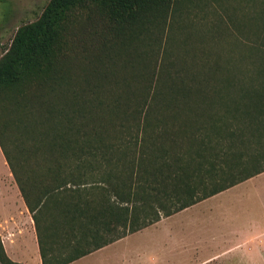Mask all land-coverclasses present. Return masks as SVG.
<instances>
[{"label": "rangeland", "instance_id": "rangeland-1", "mask_svg": "<svg viewBox=\"0 0 264 264\" xmlns=\"http://www.w3.org/2000/svg\"><path fill=\"white\" fill-rule=\"evenodd\" d=\"M47 1L0 0V55L17 26L34 20ZM169 11L164 22L153 20L128 39L108 30L96 7L74 10L54 85L37 84L21 101L0 106L1 139L29 197L36 191L31 180L42 182L46 163L70 161L54 152V142L58 135L76 140L77 122L66 116H75L83 101L90 132L117 143L132 126L124 114L155 91L161 98L174 92L195 98L162 110L180 130L179 147L251 128L250 121L263 127L264 113L255 108L264 102V0H173ZM247 134L250 141L237 143V150L264 146V135ZM1 156L0 177L6 172ZM31 222L0 219V241L13 261L40 264ZM256 227H264V173L73 264H264V233H247Z\"/></svg>", "mask_w": 264, "mask_h": 264}, {"label": "trees", "instance_id": "trees-1", "mask_svg": "<svg viewBox=\"0 0 264 264\" xmlns=\"http://www.w3.org/2000/svg\"><path fill=\"white\" fill-rule=\"evenodd\" d=\"M172 2L48 0L34 20L17 26L0 55V106L21 101L37 84L54 85L60 43L74 10L96 7L108 30L130 39L147 31L151 21L164 22ZM186 93L161 98L155 91L139 99L124 114L132 126H125L130 127L126 140L118 143L90 132V106L83 101L75 116H66L67 122H77L76 140L70 144L58 135L60 142H54V152L70 161L54 158L46 163L42 182L31 180L32 192L36 189L32 197L0 133V151L31 215L41 264L71 262L264 171V146L237 150L250 141L248 132L264 135L260 121H250L253 129L247 125L213 140L205 136L185 148L177 146L182 144L175 138L180 130L166 123L162 110L195 99ZM255 109L263 114L264 102ZM0 264H22L7 257L1 241Z\"/></svg>", "mask_w": 264, "mask_h": 264}, {"label": "crops", "instance_id": "crops-1", "mask_svg": "<svg viewBox=\"0 0 264 264\" xmlns=\"http://www.w3.org/2000/svg\"><path fill=\"white\" fill-rule=\"evenodd\" d=\"M1 157H3V156H1ZM1 164L6 167V172L4 173V175L2 177H0V219L1 218H11L12 220H16V219H19L21 217L23 219H26V225L30 226V222L32 221L31 215H30V213H29V211L25 205V202H24V200H23V198L19 192V189L16 185V182H15L11 172H9V168H8L6 162L3 158L1 159ZM260 173H264V171H262ZM260 173H258V174H260ZM252 177H249V178H247V179H245V180H243V181H241V182H239V183H237V184H235V185H233V186H231L225 190H222V191H220L216 194H213V195H211V196H209L203 200H200V201H198V202H196V203H194V204H192V205H190L184 209L185 210L190 209V208L198 205L199 203H202L203 201H208L209 199H213V197L220 195L221 193H224L225 191L232 190L233 188L236 187V185H238V184H240L246 180H249ZM260 217H263V216H260ZM28 218H29V221H28ZM31 224L33 225V221L31 222ZM33 228H34V225H33ZM1 232L2 231L0 230V235H1ZM34 233H35V230H34ZM247 233L248 234H252V233L254 234L255 233L254 236L259 235V234H263L264 233V227H258L255 231L250 230V232H247ZM35 237H36V235H35ZM122 238H124V237H122ZM122 238L117 239V240H115V241H113V242H111L105 246H102V247H100V248H98V249H96V250H94L88 254H85V255H83V256H81V257H79V258H77L71 262H68L66 264H73L77 261H80L83 258H86L87 256L98 253V252L106 249L107 247L120 242L122 240ZM36 244H37V240H36ZM37 249H38V246H37ZM38 255H39V252H38ZM39 260H40V256H39ZM40 264H41V261H40Z\"/></svg>", "mask_w": 264, "mask_h": 264}]
</instances>
